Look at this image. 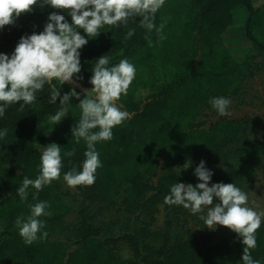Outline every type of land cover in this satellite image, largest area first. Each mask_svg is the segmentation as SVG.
Instances as JSON below:
<instances>
[{
	"label": "trees",
	"instance_id": "trees-1",
	"mask_svg": "<svg viewBox=\"0 0 264 264\" xmlns=\"http://www.w3.org/2000/svg\"><path fill=\"white\" fill-rule=\"evenodd\" d=\"M53 12L71 23L66 12L34 6L31 13L0 30V53L11 56L21 37L44 30ZM139 22L135 17L126 26H104L80 50V79L75 81L88 89L92 88V66L106 54L109 66L128 59L136 76L127 94L117 101L129 118L113 129V139L95 145L102 167L97 169L93 185L79 186L76 224L66 221L73 204L64 198L60 180L44 186L36 200V190L30 187L24 203L16 190L25 176L35 179L39 174V146H61L60 177L73 168L81 170L87 146L83 139L76 143L71 130L80 119L78 105L84 92L75 90L80 100H70L67 116L59 123L53 116L61 107L60 98L52 105L50 93L59 88L62 97L73 88L68 83L61 86L58 80L47 82L22 112L19 104H13L0 118V131L8 129L0 138V264H242L243 245L236 233L204 246L191 227L201 214L193 215L182 205L165 204L164 199L174 183H199L194 175L198 164L193 162L199 158H221L224 183H234L245 193L255 180L256 167L264 160V142H245L253 119L224 118L208 129L199 128L196 122L213 109L211 98L244 100L245 81L255 74L254 61L258 57L264 61V4L257 6L253 0H165L154 21L157 27L164 23L163 41L155 29L149 34ZM129 30L134 34L126 39ZM80 34L85 35L83 30ZM142 90L147 94L139 98ZM73 150L72 157L64 155ZM162 159L179 170H167L155 182ZM118 196L122 201L116 200ZM41 201L48 202L46 211L51 215L39 218L45 228L38 237L46 231L47 238L25 245L15 221L30 214V204ZM119 204L125 213H147L150 221L138 225L129 217L101 220L94 207ZM162 204L166 221L155 229L151 219ZM255 236L257 246L251 255L264 264V220ZM126 250L131 257H126Z\"/></svg>",
	"mask_w": 264,
	"mask_h": 264
},
{
	"label": "clouds",
	"instance_id": "clouds-1",
	"mask_svg": "<svg viewBox=\"0 0 264 264\" xmlns=\"http://www.w3.org/2000/svg\"><path fill=\"white\" fill-rule=\"evenodd\" d=\"M164 3L165 0H0V30L13 25L22 14L31 13L34 6H50L71 17L69 23L64 15L51 13L42 32L21 37L11 56L0 53V118L13 104H19L18 111L22 112L26 105L36 100V93L43 90L49 81L58 80L62 86L65 83L74 84L75 80L80 79V50L88 44L89 37H97L104 26H126L130 18L139 17L140 27L149 34L155 29L160 41L166 39L162 34L164 23L159 27L154 23L155 15ZM80 30L88 39L80 34ZM133 34L134 30H129L126 39ZM147 39L151 45L150 37ZM109 64L108 54L96 60L89 81L92 88L85 90L82 100L74 88L62 97L59 88H53L50 93V104L55 105L60 98L61 107L53 116L58 123L67 116L70 100H80L78 106L81 116L73 125L71 134L76 143L83 139L87 150L84 152L81 170L73 168L63 175L69 188L95 183V173L102 167L95 145L113 139V129L129 118V113L122 111L117 101L121 95L127 94L136 76V68L126 58L116 65ZM209 102L218 115H230V99L215 97ZM7 133V128L0 131V138ZM64 155L72 157L74 150ZM189 166L190 162L184 165L185 168ZM61 169V146L50 143L43 147L39 174L35 179L25 176L16 190L21 203L27 200L30 187L36 190L33 194V200H36L44 186L60 178ZM194 175L199 183L195 186L174 183L164 203L182 205L193 215L200 213L199 219L209 230L222 226L236 233L243 245L242 264H261L259 260L253 259L251 250L257 246L255 233L264 220V211L258 212L247 206V193L234 183H215L209 186L213 173L205 167L204 161L195 168ZM214 200L219 203L214 204ZM29 208L30 214L18 217L15 225L24 244L30 246L38 238H47L46 231L38 237V233L45 228L44 221L39 218L50 216L51 213L46 211L49 208L46 201L30 204Z\"/></svg>",
	"mask_w": 264,
	"mask_h": 264
},
{
	"label": "rangeland",
	"instance_id": "rangeland-1",
	"mask_svg": "<svg viewBox=\"0 0 264 264\" xmlns=\"http://www.w3.org/2000/svg\"><path fill=\"white\" fill-rule=\"evenodd\" d=\"M257 6L264 4V0H253ZM255 74L248 77L244 84L245 98L241 101L238 98L230 97L231 104L228 108L230 115L220 116L216 110L211 109L205 111L197 120L196 124L201 129H208L214 123L221 119H242L250 118L254 120V125H252L251 134L245 138V142L249 141H259L264 142V61L261 57H258L254 61ZM75 90L79 89L85 92V90H91L80 83L75 81L74 84H69ZM147 91L142 90L139 93V98L145 97ZM94 95V94H93ZM43 147L39 146V150L42 152ZM201 161L205 162V167L213 173L210 181V185L215 183H224L223 176L225 173V165L221 158L215 159L214 161H208L207 158L195 159L193 162L200 164ZM167 170L177 171L179 168H172L167 161L161 160L158 168V177L154 179L155 182L159 179L163 172ZM58 180L61 188L64 192V198L67 202H71L73 205V211L69 213L66 217L67 223L74 225L77 223V207L78 201L81 200L79 197V186L76 188H69L62 177ZM248 195V205L254 210L260 212L264 211V160L260 161L256 167L255 180L248 184L246 189ZM8 196H4L3 199H7ZM116 200L122 201L121 197H117ZM120 204L117 207L108 208L102 205L94 206L99 212L101 220H120L129 217L134 223L140 225L142 222L149 220L150 217L145 212H137L136 214L125 213L120 208ZM197 220L191 222V227L193 228L197 237L201 240L202 245L209 246L212 244H217L221 242L225 236L230 234L232 231L222 227L217 226L215 230H209L204 222L196 216ZM151 225L155 229H161L166 221V209L165 205H159L157 212L154 215V219H151ZM126 257H131L129 250L125 251ZM134 264H142L135 262Z\"/></svg>",
	"mask_w": 264,
	"mask_h": 264
}]
</instances>
